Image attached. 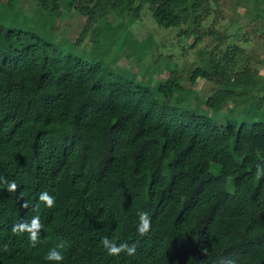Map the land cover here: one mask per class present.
Here are the masks:
<instances>
[{"label":"trees","instance_id":"trees-1","mask_svg":"<svg viewBox=\"0 0 264 264\" xmlns=\"http://www.w3.org/2000/svg\"><path fill=\"white\" fill-rule=\"evenodd\" d=\"M20 1L0 14V175L18 185L0 188V264H55L45 256L59 243L61 264H264V178L254 176L264 162V97L254 95L245 116L221 112L264 91L257 71H234L214 53L196 67L192 82L220 84L210 116L192 104L175 66L166 80H140L75 49L88 25L111 14L138 16L149 5L173 27L210 0H37L36 15L22 21ZM71 9L88 22L63 46L54 20ZM43 191L55 197L51 208ZM141 211L152 221L144 236ZM36 215L43 228L33 247L12 227ZM104 236L135 244L136 254L109 256Z\"/></svg>","mask_w":264,"mask_h":264},{"label":"rangeland","instance_id":"rangeland-1","mask_svg":"<svg viewBox=\"0 0 264 264\" xmlns=\"http://www.w3.org/2000/svg\"><path fill=\"white\" fill-rule=\"evenodd\" d=\"M8 1L0 0V14ZM208 7L201 9L199 14L183 13L180 24L173 27L160 25L149 5L138 16L132 12L111 14L88 25L87 33L75 49L94 53L92 59L111 60L113 68L119 66L135 72L140 80H166L175 66L182 85L193 92L192 104L198 103L203 113L213 116L216 112L207 105V100L218 91L219 82L204 78L192 82L190 76L214 53L228 60L234 71L240 68L256 70L264 86V0H210ZM16 9L22 21L36 15L38 1L21 0ZM87 22V17L76 9L62 10L54 20L57 25L54 31L61 45L78 41ZM106 23L112 26L109 40L103 38ZM94 33L100 35L104 46L96 44ZM254 95L258 96V102L264 97V91L249 90V94L241 95L238 101L225 104L221 112L247 115L245 110Z\"/></svg>","mask_w":264,"mask_h":264},{"label":"clouds","instance_id":"clouds-1","mask_svg":"<svg viewBox=\"0 0 264 264\" xmlns=\"http://www.w3.org/2000/svg\"><path fill=\"white\" fill-rule=\"evenodd\" d=\"M254 176L257 179L264 178V162L256 164ZM6 187L8 192L16 191L18 185L16 180H8L6 177L0 175V188ZM39 200L43 202L47 207L51 208L55 203V197L48 191H43L39 194ZM24 207H28V202L25 201ZM152 227V221L147 212L141 211L138 213V224L136 231L140 236H144L149 233ZM43 225L39 215L33 216L29 221L22 220L16 223L12 227V231L18 234L27 233L28 239L33 247L40 242L41 229ZM104 250L109 256L118 257L121 253H125L128 256L136 254L137 249L135 244H129L127 241L117 243L115 237L104 236L101 241ZM64 247L63 243H59L56 247L51 248L45 256V260L49 262H55V264H61L65 259L64 253L60 250ZM207 253V248L203 249Z\"/></svg>","mask_w":264,"mask_h":264}]
</instances>
